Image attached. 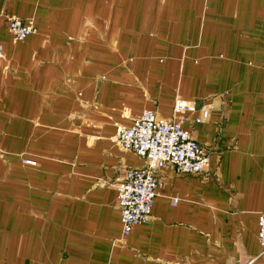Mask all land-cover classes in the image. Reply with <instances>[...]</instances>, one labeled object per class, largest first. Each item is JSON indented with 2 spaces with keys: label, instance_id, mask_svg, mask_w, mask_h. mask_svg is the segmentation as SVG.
I'll list each match as a JSON object with an SVG mask.
<instances>
[{
  "label": "crops",
  "instance_id": "obj_1",
  "mask_svg": "<svg viewBox=\"0 0 264 264\" xmlns=\"http://www.w3.org/2000/svg\"><path fill=\"white\" fill-rule=\"evenodd\" d=\"M145 110L210 167L160 170L124 237L116 183L145 160L115 137ZM262 213L264 0H0V264H264Z\"/></svg>",
  "mask_w": 264,
  "mask_h": 264
},
{
  "label": "built area",
  "instance_id": "obj_2",
  "mask_svg": "<svg viewBox=\"0 0 264 264\" xmlns=\"http://www.w3.org/2000/svg\"><path fill=\"white\" fill-rule=\"evenodd\" d=\"M7 21L16 42L25 41L36 31L32 22L15 17ZM174 111L177 115L196 113L198 105L178 100ZM208 117L206 111L196 122L201 123ZM115 142L123 150L132 151L145 160L144 167L127 170L116 183L124 237H128L137 225L151 220L155 199L163 187L158 176L160 170L173 166L178 174L201 176L210 167L209 153L192 138L181 121L160 118L151 110L143 111L130 127L119 129ZM258 242L264 254V213L258 220Z\"/></svg>",
  "mask_w": 264,
  "mask_h": 264
},
{
  "label": "water",
  "instance_id": "obj_3",
  "mask_svg": "<svg viewBox=\"0 0 264 264\" xmlns=\"http://www.w3.org/2000/svg\"><path fill=\"white\" fill-rule=\"evenodd\" d=\"M252 261H253V259H251V258H246L243 264H251Z\"/></svg>",
  "mask_w": 264,
  "mask_h": 264
},
{
  "label": "rangeland",
  "instance_id": "obj_4",
  "mask_svg": "<svg viewBox=\"0 0 264 264\" xmlns=\"http://www.w3.org/2000/svg\"><path fill=\"white\" fill-rule=\"evenodd\" d=\"M188 103V102H187Z\"/></svg>",
  "mask_w": 264,
  "mask_h": 264
}]
</instances>
